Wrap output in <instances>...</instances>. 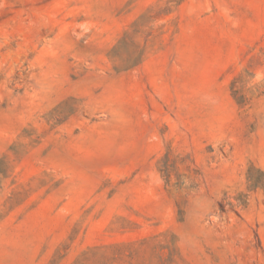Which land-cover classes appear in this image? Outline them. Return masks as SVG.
<instances>
[{"label": "rangeland", "instance_id": "374dc122", "mask_svg": "<svg viewBox=\"0 0 264 264\" xmlns=\"http://www.w3.org/2000/svg\"><path fill=\"white\" fill-rule=\"evenodd\" d=\"M251 166L264 0H0V264H126L164 233L172 264H264Z\"/></svg>", "mask_w": 264, "mask_h": 264}, {"label": "trees", "instance_id": "16d2710c", "mask_svg": "<svg viewBox=\"0 0 264 264\" xmlns=\"http://www.w3.org/2000/svg\"><path fill=\"white\" fill-rule=\"evenodd\" d=\"M148 17V12L140 15L132 23V26L139 27L141 25L139 22ZM135 32L134 29L133 33H126L121 39V42L125 44L124 38L127 35L130 36V48H128L125 56L121 57V55L116 54V57L121 61V67L125 69L136 66L144 57L142 50H139V54L134 56L139 49L137 42L133 38ZM254 170L256 171V175L253 174ZM247 178L252 188L264 189L263 170L251 166L248 169ZM161 236L162 239H158ZM122 255L126 264H172L179 257V249L175 235L172 233H164V235L156 234L132 243L123 244Z\"/></svg>", "mask_w": 264, "mask_h": 264}]
</instances>
